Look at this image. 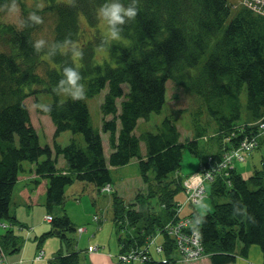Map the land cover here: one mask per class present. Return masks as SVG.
Wrapping results in <instances>:
<instances>
[{"label":"trees","instance_id":"trees-1","mask_svg":"<svg viewBox=\"0 0 264 264\" xmlns=\"http://www.w3.org/2000/svg\"><path fill=\"white\" fill-rule=\"evenodd\" d=\"M41 1L40 8H27L23 0H14L21 7V24L0 22V259L18 253L22 245L13 227H23L10 213V201L25 171L24 162L34 167V188L43 182L39 189L45 194L48 213L55 206L62 211L60 216L50 215L51 229L40 236L38 246L57 237L67 248L75 245V237L68 235L77 229L62 209L65 187L74 181L97 189L111 185L110 168L136 159L144 192L131 204L112 194L119 253L145 248L162 235L164 259L149 257L137 264L180 261V256L178 260L172 257L177 253L174 239L163 228L174 216L180 217L176 196L184 192L186 176L180 174V165L187 149L201 170L215 166L213 180L205 186L211 211L199 214L184 208L189 209L186 216L192 218V229L199 234L200 258L207 257L210 264H233L238 256L247 255L251 245H257L264 261V157L247 178L234 166L219 169L217 165L226 150L256 135L258 123L264 122V15L244 4L236 8L230 0H138V15L124 26V41L105 44V37L98 34L80 40L79 16L90 29L95 28L98 10L106 0H75L74 6L72 0ZM11 3L0 0V11ZM32 12L40 17L50 12L54 20L51 44L39 53L33 44L42 23L28 18ZM72 41L83 50L79 64L72 58L76 50ZM63 46L68 48L61 50ZM97 47L108 48V60L100 64L94 61ZM65 67L80 72L86 90L83 100L61 98L67 85H57ZM168 81L198 102L191 112L196 116L191 140H181L172 114L156 125L155 132L137 131L139 120L145 122L162 111ZM123 85L128 86L127 92ZM105 88L100 113L101 131L107 134L111 150L107 159L85 102ZM37 93L51 96L40 111L55 127L52 146L40 144L33 122L28 99L34 98L36 104ZM118 98H123L119 106ZM107 115L111 119H105ZM64 131L81 134L82 140L71 135L61 146L56 138ZM203 137L215 144L214 151L199 147ZM58 156L64 160L63 167H57ZM24 198L28 205L34 203L26 193ZM48 264H80L78 252L59 250Z\"/></svg>","mask_w":264,"mask_h":264},{"label":"rangeland","instance_id":"rangeland-1","mask_svg":"<svg viewBox=\"0 0 264 264\" xmlns=\"http://www.w3.org/2000/svg\"><path fill=\"white\" fill-rule=\"evenodd\" d=\"M233 1V6L239 7L240 4H243V0H230ZM25 3V6L27 8H40L41 6V0H23ZM51 16V17H50ZM41 18L43 19V23L41 24V28L34 34L35 40H45L44 46H50L51 41H52V28H53V15L50 12H46L42 14ZM79 21L81 24V35H80V40L81 41H88L89 39H92L95 36V34L101 35L105 37V24L103 20L98 16L97 24L94 28L91 27V29L88 27V24H86L84 17L82 15L79 16ZM0 22H5V23H12L15 25H20L21 24V7L19 6L18 3H11L9 7H7L4 12L0 11ZM98 31H96V30ZM119 41H124L123 38H121ZM68 46H63L61 50H66ZM76 51V50H75ZM108 55V56H107ZM109 54H108V48L107 47H97L94 49V61L96 63H102L104 60H108ZM43 58L47 59V56L44 55ZM72 58L76 64H79V58L75 57L72 53ZM41 73V71L39 70ZM124 92H127L128 86L123 85ZM107 89H103L100 91L98 94L86 98L85 102L88 107V111L90 114L91 118V123L92 125L97 128L100 132L101 136V142H102V148H103V153L105 158H108L109 153L111 152L109 146H108V136L107 134L103 133L101 131V116L100 113V105L103 102V97L106 93ZM37 103L35 104V99L30 97L28 99L29 105L32 109L33 112V122L37 130L39 142L41 145H49L52 146L53 144V134L55 127L51 122V119L49 118L48 115L42 113L40 109H42L46 104L51 102V96L46 93H37ZM60 96L62 99L66 98V95L60 93ZM123 98H118L116 101L117 106H119L120 102L122 101ZM241 100V111H242V116L245 114V104H246V94L245 91L243 90L240 96ZM198 102L196 100L184 93H182L179 90H176L173 85L168 81L166 82V101L164 106L162 107V111L159 114H151L149 120L142 122L141 120L138 121L137 125V131H150V132H155L156 131V125H159V123L162 121V119L169 115H175V123L177 125V128L181 134V140L185 139H193V131H192V123L195 114H191L193 112L194 108H197ZM204 115V114H203ZM205 117L202 116V119ZM105 119H111V115H107ZM71 135H73L69 131H64L61 132L58 137L56 138V143H58L61 146L66 145L69 142V139L71 138ZM76 139L82 140L81 134H75L73 135ZM264 137V136H263ZM262 137L256 136L255 137V144L254 146L251 145L248 150H245L241 152V156H235L231 164L232 166L235 165L237 167L238 171L242 175H246L245 177H248L251 175L252 171L254 168H259L261 165V158L264 157V140L260 141ZM199 147H207L209 151H214L215 150V144L207 140V137H203V139L198 140ZM206 145V146H204ZM237 147V146H236ZM234 147L232 149L226 150L224 153L229 152V151H235L237 148ZM143 148V145H142ZM236 148V149H235ZM232 151V152H233ZM223 153V154H224ZM238 162L242 164L243 168H239ZM198 165V159L195 158L193 155L190 154V152L187 149H184L182 152V161L180 165V174L184 175L185 179H183V188H184V182L187 179L193 178L194 180L196 177L199 176L201 173V169L198 167L196 170L192 172ZM64 166V160L58 156L57 157V167H63ZM24 169L27 171L31 168V170L34 169V167L29 163V162H24L23 163ZM192 172L189 175H185L183 172ZM150 176H152L153 172L150 171ZM28 176L31 175L29 174ZM110 176H111V185H105L104 187H101L100 189H97L94 185L89 184V183H83V182H78L74 181L72 184L68 185L64 189V202L62 205V209L64 210V213L67 215L69 220L72 223H75L76 226H84L88 227L91 226L92 228V233L94 232L95 238L93 239L94 245H104L106 247V251H108V247L111 249L112 253H116L118 250V243H117V238H118V233L116 230V227L113 222V212H112V194L116 193L118 196L123 198V200L131 204L132 202H136L134 200L137 194L143 193L144 188L146 185L141 180L139 170H138V165H137V160L136 159H131L130 162L126 165L119 166V167H111L110 168ZM29 178V179H30ZM213 178L205 183V186L211 182ZM195 181H197L195 179ZM208 190V186H207ZM209 193V191H208ZM45 197V195H43ZM186 197L187 193L184 188V192L181 191L180 193L177 194L176 199L179 201H183L180 206L178 205L176 213L180 215V217L174 216L171 221H169L167 224H171L172 226L176 229V231L182 235H180L179 238L185 237L182 241V244L189 243L190 238L193 236V232L196 231L192 229V218L189 216H186V214L189 211H186V209H183L184 207H189L191 211H196L199 213L196 209L197 207L201 204L196 203H187L186 202ZM207 198L204 199L203 204L207 205L209 207L208 209H212V204L209 195ZM130 202V203H129ZM10 208H13V204H10ZM44 211L43 213L39 211V209H34L29 213V216H32L34 219L41 220L44 212H45V217L47 215H52V216H60L62 211L61 207L55 206L53 208V211L51 213H48L46 210V207H43ZM202 207L200 206L199 209ZM22 208H20L21 210ZM17 210V215L18 217L24 219L23 213H21L18 209ZM26 212H28V209H25ZM209 212V211H208ZM207 213V212H206ZM185 215V216H183ZM183 216V217H182ZM44 217V216H43ZM44 217V220L46 221V218ZM99 217V218H98ZM97 219V221H101V228L99 229L95 223H93V219ZM184 220H183V219ZM185 219H189L185 221ZM43 221V218H42ZM47 222V221H46ZM48 224V231L51 229V221L47 222ZM166 224V225H167ZM4 227H6V224H3ZM25 228L23 236L21 235L22 238V243L24 242V239L26 238L25 232L28 231L27 229V224L24 223ZM164 226V230L165 227ZM20 227L14 226L13 229L15 230L16 233L20 232L21 230L19 229ZM79 230V229H78ZM194 230V231H193ZM166 231V230H165ZM79 232V231H78ZM197 232V231H196ZM122 234V231L119 232ZM198 234V232H197ZM75 237H77L76 234H73ZM169 235V234H168ZM160 237L159 239H156L157 237ZM73 237V236H72ZM58 239L57 237H54ZM178 238V239H179ZM156 239V243L159 242V240L162 239V235H156L154 238ZM198 239H199V234H198ZM47 240V239H46ZM45 240V241H46ZM59 240V239H58ZM175 246L177 248V242L174 240ZM83 245V244H81ZM150 245H155L154 243H151ZM64 246V250L65 245ZM100 246V247H101ZM102 250V248H101ZM177 252V251H176ZM13 255V254H11ZM7 255V256H11ZM85 255V261L88 263L89 260L92 258L90 255L84 253ZM81 257V264L84 261L82 255ZM172 257L175 258V260L179 259V253H174L172 254ZM6 264V259L1 257ZM154 259L158 260H163L164 256L161 254V256H153ZM196 261H192L194 263ZM189 262H182V261H177L174 264H188ZM195 264H205L204 258H200L197 260ZM207 264V263H206Z\"/></svg>","mask_w":264,"mask_h":264},{"label":"crops","instance_id":"crops-1","mask_svg":"<svg viewBox=\"0 0 264 264\" xmlns=\"http://www.w3.org/2000/svg\"><path fill=\"white\" fill-rule=\"evenodd\" d=\"M260 137H262L260 141L264 140L263 136H260ZM198 166L199 164L192 172L197 171L196 169L198 168ZM233 166L235 167V165ZM238 166L239 168L240 167L243 168L242 164L239 162H238ZM235 168L237 169V167ZM192 172L184 171L183 173L185 175H189ZM29 174L31 175V178L30 176H28ZM19 176H20L19 180L17 181V184L14 187L13 193L11 196L10 204H13V208L12 209L10 208V213L15 216L17 221L20 222V226H22L23 228H25L24 223H26L28 231L25 232L26 238L24 239V242L22 243L18 253H14L11 256H5L6 262L8 264H48V262L51 261L56 256L59 250L62 253L64 252V254H68L69 252H72V251L78 252L80 264H81L80 255H82L84 259L82 264H118L117 259H118V254H119V248L116 251V253H112L109 247H108V251H106V247L104 245L102 246L98 244L94 245L93 239L95 238V236H94V232L92 233L91 226H88V227H84L82 225L76 226L77 230L73 234H76L77 237H75L73 234L68 235V236L75 237V241H74L75 245L71 246V243H70V247H67L66 250H64V246L62 245V242L54 237H49L46 241L44 240L40 246H38V240L40 236L48 232V229H47L48 221L46 222L44 220V217L46 215L45 212L43 214L44 217L42 216L43 221H42V218L41 220L34 219L32 216H29V213H31V211L34 209H39V211L42 213L44 211L43 207H45V197L43 195L45 194L44 192H41L42 191L41 189H39L42 186L43 182L41 181L38 187L34 188V185L32 184V182L35 179H37V177L35 176L33 172H31V168L28 171L25 169V171L20 173ZM245 176H246L245 174L242 175L243 178H247ZM25 193L29 198L34 199V203H32V205H28L26 203L25 198H24ZM207 196H208V193H207ZM205 198L207 197H204V199ZM204 199L202 200L201 204L196 209L199 212V214H204L210 211V209H208L209 207L203 204ZM179 202L180 204L183 203V201L182 203L181 201ZM200 206L202 207L201 209H199ZM20 208L22 209L20 210ZM26 208L28 209V212H26L25 210ZM16 209H18L21 213L24 214L23 215L24 219L18 217ZM186 211H189V209H186ZM101 221L93 220V223H95L97 227L100 229L101 223H102ZM23 228H19L21 231L17 233L20 237L21 235L23 236L24 234L23 232L24 230H22ZM159 238L160 237L158 236L156 239H159ZM156 239L154 240L155 245L154 246L150 245L148 247V253L151 257L155 255L161 256V254L163 253L161 252L160 254H158L155 252V246L161 245V240H159V242L156 243ZM89 248H92V250L89 251L88 250ZM39 252H42L41 257H39ZM84 253L92 257L88 263L85 261V255H83ZM203 258H204L205 264L206 263L210 264L207 257H203ZM196 262L192 263L191 261L188 264H195ZM233 264H264V261H263L262 253L259 247L257 245H251L248 249L247 255L245 257L238 256L236 258V261Z\"/></svg>","mask_w":264,"mask_h":264},{"label":"built area","instance_id":"built-area-1","mask_svg":"<svg viewBox=\"0 0 264 264\" xmlns=\"http://www.w3.org/2000/svg\"><path fill=\"white\" fill-rule=\"evenodd\" d=\"M243 1H244L243 4L251 8L254 12L264 15V0H243ZM257 129H258V133L254 136L243 139L236 147L237 149L235 148L236 149L235 151H233L234 150L233 149L232 150L233 152L229 151L223 154L220 162L217 164L219 169H225L228 166H232L231 161L235 156L240 157L241 152L248 150L251 145L254 146L256 136H264L263 121H260V123H258ZM214 170H215V166L210 170H205V171L201 170L199 176L195 178L197 181H195V179L192 180L193 178H190L184 182V188L187 193V197H186L187 203L196 204L202 201V199L206 195L205 183L213 178ZM45 218L46 221L48 222L52 221V217L50 215H47ZM187 220L189 219H185V221ZM94 221H97V219L95 218ZM165 230L177 242L176 251L179 253L180 261L191 262L201 257L202 246L198 239V234L196 231L193 230L194 231L193 236L190 238L191 241H189V243L182 244V241L185 240L184 238L186 236L179 238L180 235L182 234L176 231V229L172 226V223L167 224ZM151 243H154V239H151V241L148 243V246L145 248L139 249L137 251L132 250L126 253H119L117 259L118 264H130V263L137 264L151 257L148 253V247L150 246ZM88 250L91 251L92 248H89ZM155 252L158 254L162 252V248L160 245L155 246ZM41 256H42V252H39V257ZM0 264H6L2 258L0 259Z\"/></svg>","mask_w":264,"mask_h":264},{"label":"clouds","instance_id":"clouds-1","mask_svg":"<svg viewBox=\"0 0 264 264\" xmlns=\"http://www.w3.org/2000/svg\"><path fill=\"white\" fill-rule=\"evenodd\" d=\"M14 3V0H13ZM73 6L75 0H72ZM139 12L138 0H129L125 4L122 0H106V2L99 8L98 16L105 24V40L104 43L119 41L122 38L124 26L135 20ZM28 18L35 24L43 23V19L35 12L29 14ZM67 43V40L65 41ZM45 44V40H37L33 44L34 50L39 53ZM72 47L76 49L73 55L77 58H83L82 48L72 41ZM82 76L80 72L74 68H63V79L58 82L57 88L67 85L62 89V94L67 95L73 101L83 100L86 95L85 86L81 83ZM56 88V90H57Z\"/></svg>","mask_w":264,"mask_h":264}]
</instances>
